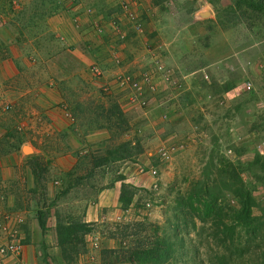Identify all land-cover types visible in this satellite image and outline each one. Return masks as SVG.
Listing matches in <instances>:
<instances>
[{
  "label": "rangeland",
  "instance_id": "1",
  "mask_svg": "<svg viewBox=\"0 0 264 264\" xmlns=\"http://www.w3.org/2000/svg\"><path fill=\"white\" fill-rule=\"evenodd\" d=\"M206 2L214 17L193 22L196 9ZM249 2L263 6L253 11ZM228 6L233 7L235 14L230 7L226 10ZM136 22L141 23L140 29ZM147 22L148 26L153 23L152 30L160 28L159 32L146 33ZM33 23V27L28 26ZM58 27L65 31L79 29L80 38L74 35L71 39L74 46L66 42L68 34L63 35ZM185 28L206 30L208 34L195 47L194 37L182 40ZM153 33H159L157 39ZM151 40L153 46H149ZM166 45L169 52L165 53ZM11 46L24 56L23 63L16 60L15 65H40L27 73L29 78L36 80L37 72V80L45 85L62 83L57 88L62 100L49 107L69 112L73 118L70 132L65 130L58 135L55 130L44 137L46 152L34 161V189L39 196L34 206H41L44 214V210L57 206L62 218L83 220L81 215L89 198L92 204L96 203L101 189L118 181L120 192L124 183L135 189L134 200L127 209L120 203L119 216L114 213V206L102 211L103 220L96 222L99 226L87 234L84 248L74 258L65 260L56 246L46 245L40 249V264H102L101 250L118 249L120 245L114 226L117 223L145 219L171 233L172 228L167 227V218L171 220L173 216L171 206L177 198L187 195L196 180L208 182L213 189L222 186L219 194L227 204H232V200L235 203L229 189L235 182L234 172L231 170L228 175L222 170L225 164L238 169L240 179L258 200L254 213L264 214V180H258L261 169L250 165L257 156L264 157V0H0V66L3 59L12 55ZM172 46L176 48L173 57ZM75 47L89 51L90 60L78 64ZM202 50L213 54L218 51L221 56L208 70V76L193 72L209 58ZM157 63L170 69V79L168 83L156 80L155 92H148L146 106L138 107L130 101L131 85L121 83L120 77L141 80L154 71ZM93 64L101 67L100 75L91 73ZM170 81H179L184 84L180 89H187L183 105L176 102L180 89L176 93L178 88ZM247 82L252 84L250 91L244 89ZM159 83L174 91L160 92L155 101L151 97ZM205 83L208 88L201 92L191 87ZM6 104L1 103L3 112L11 108L10 104L6 108ZM115 104L122 116L113 112ZM12 121V130L21 134L27 119L7 122ZM66 122L70 123L67 119ZM158 131H162L160 137L156 136ZM19 136L14 137L16 142ZM161 148L168 150L170 156H164ZM29 149L27 153L32 152ZM125 152L130 156L118 159ZM65 158L75 163L72 170L59 166ZM97 160L108 162L94 166ZM154 169L157 174L152 173ZM83 175L88 177L79 180ZM58 179L61 184L56 183ZM84 196L90 197L80 201ZM10 212L20 210L3 211L0 216L19 218ZM18 220L12 223L16 228ZM182 229L184 232L186 227ZM190 231L188 245L193 247L180 262L200 264L202 259L204 264H210L205 242ZM1 232L0 245L5 242ZM46 234L49 237L50 233ZM54 234L51 232V236ZM18 237L24 245L20 233ZM36 251L39 255L38 248ZM24 256L23 248V261ZM13 261L14 258L0 255V264Z\"/></svg>",
  "mask_w": 264,
  "mask_h": 264
},
{
  "label": "crops",
  "instance_id": "2",
  "mask_svg": "<svg viewBox=\"0 0 264 264\" xmlns=\"http://www.w3.org/2000/svg\"><path fill=\"white\" fill-rule=\"evenodd\" d=\"M156 10L154 11L156 12ZM212 17H214V15H212L210 5L207 3L206 5H201L198 9H196L193 22L197 20L199 21L201 19L205 20ZM201 22L202 25H204V22ZM152 24L153 23L149 24L148 26V22L146 23V25L148 26V32L146 33H152L154 31L159 32L160 28L158 29L157 27H153V30L151 29ZM57 30H60L61 32L63 31V35L64 32L68 34V36H66L65 38L66 42L69 45L72 44L74 46L71 41L74 35L79 38L81 36L79 35V33L81 34L79 29H68L67 31H65L63 28L58 27ZM181 30L178 32H181ZM60 31L59 33H61ZM153 34L154 39H157L156 37L159 36V33ZM206 34H208L206 30L200 32V30L193 29L189 31L187 28H185L183 31L184 37L182 36V40L184 41L188 39V37H194L193 39L196 40L195 47H199L201 44L200 41L205 39ZM60 36L64 38V36ZM150 42L151 43L149 44V46H153L154 40H151ZM167 46L168 45H166V47ZM9 48L11 50L12 55H10L9 59H3L1 61L3 65L0 66V213L12 209L20 210L19 213L10 212V214L19 216V218L15 219L13 216L12 223H14V220L19 219L18 221L20 223L17 228H19L20 230L22 240L25 239V241H23L25 263L40 264L41 259L39 257L42 255L41 252H43L40 249H42V247L46 245H52L57 247L56 234L54 233L56 226V215L58 212H60V210L55 209L57 208V206H55L54 208H49V211L47 212L46 210H44V214L41 211V206H34L33 202L39 200L38 193H35L34 189L36 185L34 179L36 172L34 171V167H36L37 165L34 161L38 159V156L46 152L44 150L46 144V142H44L45 135H50L51 132L54 133L55 130L58 131V135H61L60 133L65 132V130L67 132H70V125L73 123L71 120H73V118L69 112L68 114L60 108L55 107L51 109L49 107V104L55 105L56 103H59L62 100V98L60 97V91L59 89H57L58 84L60 87L62 86V83H55L57 87L52 85L54 83L50 85H45L44 83L37 80L36 76L38 77V75L35 74L37 72L34 73V75H36V80H33L32 76L29 78L27 73L37 70L40 65L33 63L27 64L29 66L15 65L16 60L20 63H23L24 56L14 46H11ZM74 50L71 53H74ZM164 50L165 53L169 52L168 47ZM175 50V47H170V53L172 57ZM200 50L201 49H198V51ZM203 52L206 57L209 58H207V60L204 61V63L193 72H201L207 75L208 70L212 68V65L220 61L221 56L218 51L216 52V54L211 53V51L208 52L205 50H202V53ZM90 55L91 53H89V51H86V49L83 50L80 48H76L74 59L79 64L82 60L89 61L90 57H92ZM106 61L107 60H105L104 63H106L107 65ZM57 68L58 67H56V78L58 82L60 77L59 75H57ZM179 84L180 88L184 86V84L182 85L181 82H179ZM158 86L159 87L157 92L151 97L152 100L158 101L156 99V95H160V92L162 91H174L172 89H167L165 86L161 85V83H159ZM191 87L197 88L199 92L208 88L206 83L203 86L192 85ZM180 88L175 90L176 93ZM186 91L187 89H180V91H178V94H176L177 104H184L183 101L185 99ZM1 103H7L5 105L6 108H9L10 104L11 108L8 111L3 112ZM158 105L160 104L156 103V106ZM161 105H163L162 100ZM169 111L172 112L173 109H170ZM176 114L177 113L173 115ZM19 118L23 121L27 119V122L22 129L23 132H21V134H18L19 132H17L15 129L12 130V128L10 127L11 125L13 126V121L12 123L10 122L11 124H8L7 122L10 119L14 120ZM66 119L69 120L70 123H67ZM172 119L170 118V120ZM158 134H162V131H158L156 134L157 137H160V135ZM14 135H20L18 137V142H16V140L14 139ZM26 148H31L32 152L27 153ZM60 159V156H58V161H60ZM72 159L74 158L72 157ZM64 161L65 163H63ZM64 161H62L63 164L59 162V166L61 167L62 165V167L64 168L68 166V170H72L73 166L77 162L74 159L75 163H73L72 160L67 158H65ZM118 182H115V184L110 188L107 187L101 189L99 194L100 197L98 201H96V203L92 204V199L89 198L90 202L81 215V217L83 218L82 221L100 222L103 220L102 211L104 209L109 211L112 206L116 207L114 213L117 214V216L120 215V186ZM56 183L61 184V180L58 179ZM88 197L90 196H84L80 201H85ZM42 214H44L45 219L44 228H42L40 225V216H42ZM3 216L4 215L0 216V218H4ZM51 232L54 234L53 236H51ZM46 233H50L49 237ZM35 234H37V240L35 239ZM2 239L3 237H0V243L2 242ZM37 248L39 249V255L36 251ZM7 262H10V260H8Z\"/></svg>",
  "mask_w": 264,
  "mask_h": 264
},
{
  "label": "trees",
  "instance_id": "3",
  "mask_svg": "<svg viewBox=\"0 0 264 264\" xmlns=\"http://www.w3.org/2000/svg\"><path fill=\"white\" fill-rule=\"evenodd\" d=\"M262 6V3L258 2L248 3V7L253 11L261 9ZM229 7H226L227 11ZM230 9L235 14L233 7ZM28 26L33 27L34 23ZM113 112L119 116L123 115L117 104L114 105ZM121 150H126V146L121 147ZM129 156L130 154L125 152L118 155V159ZM107 162L97 160L94 166L100 167ZM250 165L253 168L260 166L258 180H264V157L257 156ZM222 170L228 175L231 170L234 172L235 182L231 183L229 189L235 203L232 200V204H227L225 198L219 194L222 186L213 189V186L204 180L193 181L187 195L177 198L171 206L173 216L171 220L167 218V227L172 228L171 233H165L164 228L161 229L145 219L117 223L114 226L120 245L118 249L103 248L100 254L101 263L193 264L189 260L187 263L180 262L182 256L188 255V252H191L190 247H193L188 245L192 230L201 239L200 242H205L210 264H264V214L254 213L259 202L240 179L237 168L225 164ZM86 177L88 176L83 175L78 179ZM226 181L229 182L228 179ZM77 183L79 184L78 181ZM134 197L135 189L124 183L119 197L123 209H127L125 207L133 202ZM263 210L264 207L262 212ZM72 220L70 217L62 218L59 212L56 215V245L65 260L74 258L84 248L87 234L99 226L96 222ZM40 225L45 227L44 214L40 216ZM183 227H186L184 232ZM199 252L197 250V253ZM202 261L204 260L199 261L200 264H204Z\"/></svg>",
  "mask_w": 264,
  "mask_h": 264
},
{
  "label": "built area",
  "instance_id": "4",
  "mask_svg": "<svg viewBox=\"0 0 264 264\" xmlns=\"http://www.w3.org/2000/svg\"><path fill=\"white\" fill-rule=\"evenodd\" d=\"M135 26L136 28L140 29L141 23L136 22ZM90 71L95 76L100 75L102 72L101 67H99V65L97 64H93L90 67ZM170 73V69L165 67L162 63H157V65L154 67V71H152L150 75H145L144 77H141V80H131L130 77L120 78L121 83H127L132 87L130 101L135 102L138 107H142L143 105L146 106L147 104L148 92H155V81L162 80L168 83V80L170 79ZM169 83H174L177 88H180L179 81H170ZM244 89L250 91L252 89L251 82H247L244 86ZM160 151L164 156H170V152L168 150L161 148ZM152 173L157 174V171L154 169ZM12 221L13 220L11 215H5L3 220L0 222V230L2 231L1 233L5 237L4 244L0 245V255L3 257H10L12 259L14 258V261L11 264H26L25 261L21 259V253L24 248V245L22 244L21 238L18 237L20 231L17 230L14 224H12Z\"/></svg>",
  "mask_w": 264,
  "mask_h": 264
},
{
  "label": "bare ground",
  "instance_id": "5",
  "mask_svg": "<svg viewBox=\"0 0 264 264\" xmlns=\"http://www.w3.org/2000/svg\"><path fill=\"white\" fill-rule=\"evenodd\" d=\"M30 149L29 148H26V151L28 152Z\"/></svg>",
  "mask_w": 264,
  "mask_h": 264
}]
</instances>
